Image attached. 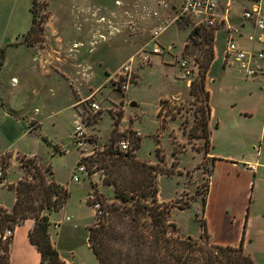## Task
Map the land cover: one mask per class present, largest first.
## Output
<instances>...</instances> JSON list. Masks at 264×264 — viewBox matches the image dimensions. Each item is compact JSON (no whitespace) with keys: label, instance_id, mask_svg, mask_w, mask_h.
<instances>
[{"label":"rangeland","instance_id":"obj_1","mask_svg":"<svg viewBox=\"0 0 264 264\" xmlns=\"http://www.w3.org/2000/svg\"><path fill=\"white\" fill-rule=\"evenodd\" d=\"M104 2L37 0L39 23L27 41L32 0H0V155L6 150L13 153L11 157L8 153L0 157V164L8 163L10 157L8 183L22 174L23 179L36 180L32 176L35 167L44 170L50 166L52 178L68 188L63 209L50 213L54 219H65L59 232L53 231L51 240L58 243V251L61 249L72 264H100L88 243L89 226L99 217L90 195L111 202L115 192L113 186L103 185L101 169L79 173V181L71 178L82 156L72 135L82 119L87 120L84 130L96 140L97 150L114 145L115 138L129 139L132 148L139 144L136 156L164 169L157 178L159 196L170 204L169 215L180 236H192L199 243L206 241L200 221L204 210L201 197L206 193L212 160L206 155L201 110L208 113L204 97L191 95L190 84L188 91V82L179 77L182 71L178 63L185 57L195 66L192 82L200 63L206 60L204 47L191 37L195 27L190 22L174 23L158 38L160 53H150V62L142 64L137 53L152 49L153 43L148 44L153 30L175 18L182 0ZM224 37L220 30L212 41L220 54ZM134 55L132 81L122 91L115 82V73ZM215 66L218 70L220 62ZM175 93L179 95L174 97ZM77 94L85 97L73 116L74 109L66 105ZM92 94L102 108L99 112L90 110L89 100H85ZM56 107L71 108L65 109L61 125L48 117L40 127L41 135L36 130L27 134L31 117H47L43 111ZM17 109L23 110L13 112ZM160 109L162 114L158 115ZM15 113H23L24 117L12 125ZM117 116L120 122L115 128ZM60 146L67 151L61 152ZM18 151L37 156L44 165L36 157L24 155H18L17 162ZM0 195L6 198L7 206L12 205L15 194L10 185ZM54 227L51 224L50 233ZM19 252L16 246L14 264L19 262ZM24 261L33 264L30 257Z\"/></svg>","mask_w":264,"mask_h":264},{"label":"trees","instance_id":"obj_2","mask_svg":"<svg viewBox=\"0 0 264 264\" xmlns=\"http://www.w3.org/2000/svg\"><path fill=\"white\" fill-rule=\"evenodd\" d=\"M36 2L32 0L30 8L31 26L25 34L27 41L39 23ZM198 29L195 27L190 35L204 47L206 60L200 63L198 76L190 83V94L197 99L204 97L202 100L208 115H205L204 109L201 112L207 150L211 129L208 122L209 92L205 84L206 72L214 59L212 41L215 32L211 28ZM119 122L120 117L117 116L115 128ZM136 145L129 151H121L112 143L94 152L95 155L83 156L78 162L85 163L89 174L101 169L102 183L112 185L115 189L111 202L98 197L102 212L95 223L89 226V246L100 264H255L253 257L245 253L243 240L236 246L211 243L203 219L200 221L202 231L206 233L205 242L199 243L192 236H180L177 224L169 215L170 204L160 201L158 196L160 188L157 178L164 169L139 159L136 156L139 144ZM35 168L36 172L32 176L36 180L21 178L16 185H10L17 197L12 210L7 212L0 209V264H10L11 238L4 243L3 233L7 229L13 231L20 221L28 218L35 219L29 239L41 252V263L66 264L51 241L49 214L65 205L68 188L52 178L50 167L44 170L38 166ZM202 198L204 202L205 195Z\"/></svg>","mask_w":264,"mask_h":264},{"label":"crops","instance_id":"obj_3","mask_svg":"<svg viewBox=\"0 0 264 264\" xmlns=\"http://www.w3.org/2000/svg\"><path fill=\"white\" fill-rule=\"evenodd\" d=\"M95 1L104 2L105 0ZM104 3L108 4L107 2ZM223 5L222 3L221 13L224 12ZM229 14V23L240 31L237 34V39L242 47L254 52L260 50L264 45V31L258 30L252 20L243 19L240 4L231 5ZM220 30L224 32L226 37L224 28L216 30L215 36ZM225 37L224 49L221 54L217 52L214 44V59L206 72L205 88L209 92L210 115L208 122L211 129L206 155L212 160V171L210 179H208V188L204 194L202 219L211 243L236 246L243 240L242 246L245 253L253 257L255 264H264V70H261L254 77H248L239 70L232 59L225 63ZM169 48L172 49V46L169 45ZM217 61L221 64L218 70L215 66ZM190 83H187L188 91ZM177 95L179 94L175 93L174 97ZM79 96L77 94L76 98L66 105V107L74 109L73 116L77 115L75 111L85 97ZM71 108L56 107L43 111L47 115L44 118L36 114L29 119L30 126L27 134L36 130L35 133L41 135L40 127L43 126L42 123L48 117L53 118L54 124L61 125L63 115L66 112L65 109ZM20 110L23 109H17L13 112ZM35 111L39 113L40 110ZM22 117H24L23 113L13 114L11 120L15 123L11 121L12 125L21 122L19 118ZM55 146L57 145L55 144ZM7 153L10 157L13 156V153L6 150L0 157ZM18 155L36 157L37 159V156L24 151H18L16 159ZM10 157L8 163L0 164V171L3 172L2 177H0V193L3 189H7V186L16 185L23 175L15 182H7ZM37 160L43 164L40 159ZM250 163L255 167L253 170L247 168V164ZM14 194V200L10 206H7L6 198L0 195V209L7 210V212L12 210L17 198L15 190ZM201 199L203 200L202 197ZM159 200L163 201L160 196ZM61 218L54 219L50 214L53 227L55 223H59L58 227H54L56 230L51 229V239L53 231L54 233L59 232L61 222L65 220ZM34 221L33 218L25 219L13 229L9 243L10 264H14L12 255L16 246L20 251L18 264H27L24 261L27 257L33 260V264H42L41 252L37 245L29 239V232L34 226ZM53 245L56 248L59 246L58 243V246ZM59 255L66 264H72V261L64 255L61 249Z\"/></svg>","mask_w":264,"mask_h":264},{"label":"built area","instance_id":"obj_4","mask_svg":"<svg viewBox=\"0 0 264 264\" xmlns=\"http://www.w3.org/2000/svg\"><path fill=\"white\" fill-rule=\"evenodd\" d=\"M249 2V3H246ZM224 4V12L221 13V5ZM233 4H240L242 7V17L243 19L252 20L254 26L260 30L264 31V0H182L176 16L172 21L162 24L153 30L151 35V41L148 45L153 43L152 49H143L136 56H138L140 63L150 62V53L159 54L161 51L158 38L164 30L171 24H176L182 21L190 22L194 27L203 29L211 28L218 30L219 28H224L226 32L225 37V52H224V61L225 63L230 62L231 59L237 64L239 70L243 72L248 77H254L261 70H264V45L260 50L254 52L250 51L240 44L237 39V34L240 32L238 28L234 27L229 23V11L230 7ZM171 48H169L170 50ZM136 56H131L123 65H120L119 69L115 73V82L117 86L121 88L122 91L127 90L129 83L132 81V66L136 59ZM178 63L180 64L181 74L180 78L184 79L187 82H191V77L194 72V65L190 62L188 58L182 57ZM94 94L88 96L85 100L88 101V106L93 112H99L102 108L94 100ZM87 124L86 119H82L79 124L75 127V133L72 135L75 147L81 152V158L86 156V152L93 153L97 150L96 140L92 139L91 136L84 130L85 125ZM137 135H140L136 131ZM114 147L119 148L121 151H129L132 149V144L129 139L125 138H116ZM102 148H104L102 146ZM60 151L65 153L66 147L60 146ZM80 160V159H79ZM247 168L253 170L255 167L253 164H247ZM87 172V167L85 163L81 161L77 166V172H75L71 178L74 181H79V173ZM0 171V177H2ZM94 208L98 213H101V201L98 200L94 193L90 195ZM67 219H70L67 216ZM59 223H55V227H58ZM13 234L11 229L5 230L2 238L8 240Z\"/></svg>","mask_w":264,"mask_h":264},{"label":"water","instance_id":"obj_5","mask_svg":"<svg viewBox=\"0 0 264 264\" xmlns=\"http://www.w3.org/2000/svg\"><path fill=\"white\" fill-rule=\"evenodd\" d=\"M163 121H165V120H163ZM0 182H1V180H0Z\"/></svg>","mask_w":264,"mask_h":264}]
</instances>
